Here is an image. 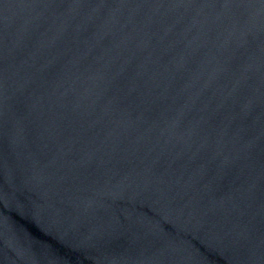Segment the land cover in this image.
I'll list each match as a JSON object with an SVG mask.
<instances>
[{
	"label": "water",
	"instance_id": "obj_1",
	"mask_svg": "<svg viewBox=\"0 0 264 264\" xmlns=\"http://www.w3.org/2000/svg\"><path fill=\"white\" fill-rule=\"evenodd\" d=\"M0 264H264V0H0Z\"/></svg>",
	"mask_w": 264,
	"mask_h": 264
}]
</instances>
